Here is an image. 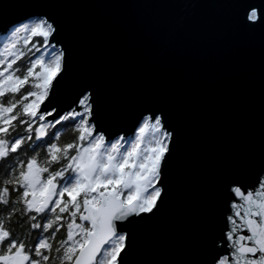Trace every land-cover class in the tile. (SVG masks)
<instances>
[{
  "label": "water",
  "instance_id": "obj_1",
  "mask_svg": "<svg viewBox=\"0 0 264 264\" xmlns=\"http://www.w3.org/2000/svg\"><path fill=\"white\" fill-rule=\"evenodd\" d=\"M251 9L264 16V0H0V32L43 14L58 27V110L91 92L106 134H131L148 110L174 133L163 202L125 229L126 264H212L228 187L264 167V19Z\"/></svg>",
  "mask_w": 264,
  "mask_h": 264
},
{
  "label": "snow or ice",
  "instance_id": "obj_2",
  "mask_svg": "<svg viewBox=\"0 0 264 264\" xmlns=\"http://www.w3.org/2000/svg\"><path fill=\"white\" fill-rule=\"evenodd\" d=\"M246 19L264 16L251 9ZM57 33L47 14L0 32V264H126L125 229L163 202L174 133L148 110L131 134H106L91 92L58 110L68 62ZM228 193L212 264H264V167ZM13 217L26 227L9 226Z\"/></svg>",
  "mask_w": 264,
  "mask_h": 264
},
{
  "label": "trees",
  "instance_id": "obj_3",
  "mask_svg": "<svg viewBox=\"0 0 264 264\" xmlns=\"http://www.w3.org/2000/svg\"><path fill=\"white\" fill-rule=\"evenodd\" d=\"M73 139V133L71 131H69V133L67 135H64L61 137L60 143H66L69 142ZM43 151H41V155L43 156ZM11 190V189H10ZM13 196H15V194H13ZM11 227L16 228L17 230H21L22 227H26V225L22 226L19 222H18V218L17 217H13L11 224L9 225ZM63 229L61 230V232L63 233ZM62 238L61 234H58V239Z\"/></svg>",
  "mask_w": 264,
  "mask_h": 264
}]
</instances>
